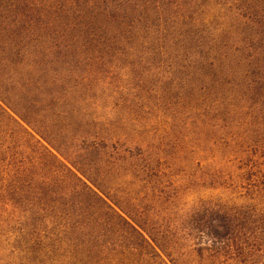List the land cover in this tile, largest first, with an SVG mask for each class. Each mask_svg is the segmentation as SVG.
I'll return each instance as SVG.
<instances>
[{"label": "rangeland", "instance_id": "obj_1", "mask_svg": "<svg viewBox=\"0 0 264 264\" xmlns=\"http://www.w3.org/2000/svg\"><path fill=\"white\" fill-rule=\"evenodd\" d=\"M94 2L113 16L0 0V62L18 57L0 87L41 80L23 97L37 131L152 245L100 207L29 217L5 184L0 264H264V0ZM31 25L49 30L35 48Z\"/></svg>", "mask_w": 264, "mask_h": 264}, {"label": "trees", "instance_id": "obj_2", "mask_svg": "<svg viewBox=\"0 0 264 264\" xmlns=\"http://www.w3.org/2000/svg\"><path fill=\"white\" fill-rule=\"evenodd\" d=\"M94 1L96 0H85L88 3L87 9L92 10L93 18L105 22L106 14L110 17L113 16L106 9L103 16L95 14L96 4ZM28 32L31 36V47L35 48L36 44L42 40L43 35L48 33L49 30L41 26L31 25ZM69 35L71 34L69 33ZM63 36L68 39L66 31ZM11 46L6 45V48L3 47V52L10 53ZM40 52L41 50L38 49V61L31 68L33 70L37 68L38 72L43 69V63L41 62L43 57L39 55ZM16 56H19V53H16ZM6 57L5 60L3 59L0 62V72L1 69L4 70L9 65L17 67L16 60L18 57H15V54L10 53L9 59L8 55ZM29 78L28 83L27 78H25L24 81L26 82H24L22 88L7 91L0 87V185L9 184L12 187L15 196L21 197V202L14 199L15 204L19 207L26 205L29 217H72L76 208H79L78 217L88 215L90 217H102L103 215L93 212L94 209L96 212L98 211L97 207L102 208V211L110 210L117 216L113 219L116 218L127 232L135 234L143 243L151 247L152 244L146 236L132 222L114 209L82 176L65 163L54 152L56 148L51 141L37 131L38 127L33 125L24 109L26 100L23 97L29 91V84L34 83L36 79L31 72ZM8 79L12 80L11 77H8ZM36 81L38 83L41 80L36 79ZM22 82L21 80L18 81L17 85L23 84ZM13 85L15 84L13 83ZM62 200L67 201L64 208L61 207ZM73 204L74 206H72ZM62 210H65V214ZM94 226L95 223H90L87 228L89 230L92 227L95 230ZM96 226L99 227L100 224L96 223ZM68 228L70 226L65 225L60 229L66 231ZM30 230L35 234L32 228ZM83 230L80 231L84 232ZM74 231H77V227H74ZM59 236L60 234H54L49 240L52 241L54 238L55 241ZM37 240L44 243L45 237L38 236L35 245L38 244ZM152 248L154 247L152 246Z\"/></svg>", "mask_w": 264, "mask_h": 264}]
</instances>
